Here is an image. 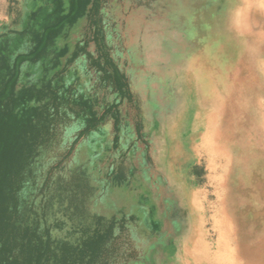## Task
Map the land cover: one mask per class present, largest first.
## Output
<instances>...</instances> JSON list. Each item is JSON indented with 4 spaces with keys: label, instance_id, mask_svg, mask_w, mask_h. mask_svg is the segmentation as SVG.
Returning a JSON list of instances; mask_svg holds the SVG:
<instances>
[{
    "label": "rangeland",
    "instance_id": "1",
    "mask_svg": "<svg viewBox=\"0 0 264 264\" xmlns=\"http://www.w3.org/2000/svg\"><path fill=\"white\" fill-rule=\"evenodd\" d=\"M54 10L52 0H0V46L12 57L26 52L31 32ZM106 19L115 57L136 96L147 146L130 120L115 149L109 122L78 147L70 167L90 162L92 150L102 158L99 171L110 172L121 162L127 175L149 154L153 168L140 189L137 184L116 194L100 190L94 206L108 216L123 209L139 215L138 192L151 196L164 240L169 236L171 241L160 249L161 241L147 239L138 223L129 264H264V0H110ZM84 29L85 19H80L57 47L73 49ZM43 76L42 64L22 67L23 83H37ZM94 78L80 61L66 83L91 95ZM78 129L68 128L64 141ZM171 208L179 212L174 225L167 219ZM223 252L230 260L221 259Z\"/></svg>",
    "mask_w": 264,
    "mask_h": 264
},
{
    "label": "trees",
    "instance_id": "2",
    "mask_svg": "<svg viewBox=\"0 0 264 264\" xmlns=\"http://www.w3.org/2000/svg\"><path fill=\"white\" fill-rule=\"evenodd\" d=\"M109 1L52 0L55 10L31 32L26 52L12 57L0 46V264H129L130 239L140 235L138 223L147 239L161 241L160 249L170 244L151 196L142 190L139 215L123 209L108 216L94 209L100 190L116 194L124 187L141 188L139 182L153 168L148 153L142 166L129 167L127 175L121 162L110 172L99 171L102 158L92 150L90 162L70 167L78 147L109 122L115 149L130 120L137 139L146 144L130 78L109 41ZM80 19H85V29L74 48H58V39ZM80 61L95 76L91 95L66 83ZM25 64H42L43 78L23 83ZM73 125L79 129L65 142ZM98 181L104 184L96 185ZM178 216V209L171 208L167 219L174 225Z\"/></svg>",
    "mask_w": 264,
    "mask_h": 264
},
{
    "label": "bare ground",
    "instance_id": "3",
    "mask_svg": "<svg viewBox=\"0 0 264 264\" xmlns=\"http://www.w3.org/2000/svg\"><path fill=\"white\" fill-rule=\"evenodd\" d=\"M234 21V20H233ZM235 22V21H234ZM233 22V23H234ZM235 26V25H234ZM239 27V26H238ZM235 29V28H234ZM238 30V29H237ZM236 31V30H235ZM240 31V30H239ZM243 34V33H242ZM240 36V35H239ZM241 37V36H240ZM256 42V41H255ZM243 43V42H242ZM253 43V42H252ZM196 54V53H195ZM197 55H198V53H197ZM211 56V55H210ZM209 56V58L211 59V57ZM129 57H130V55H129ZM208 58V59H209ZM209 59V61L208 62H210L211 60ZM162 65V64H161ZM206 66V65H205ZM149 67V66H148ZM182 68V67H181ZM187 72V71H186ZM187 74V73H186ZM193 76V75H192ZM135 78V77H134ZM136 78H137V76H136ZM171 78V77H170ZM258 78V77H257ZM186 79H187V77H186ZM137 80V79H136ZM188 81V80H187ZM135 82V81H134ZM196 83V82H195ZM136 84V83H135ZM184 84V83H183ZM135 86V85H134ZM199 87V86H198ZM238 87V86H237ZM240 87V86H239ZM255 87V86H254ZM134 88V87H133ZM137 89V88H136ZM262 89V88H261ZM239 90V89H238ZM262 90H264V89H262ZM149 91V90H148ZM180 91V90H179ZM178 91V92H179ZM137 93V92H136ZM176 94V93H175ZM180 94V93H179ZM240 94V93H239ZM178 95V94H177ZM238 95V94H237ZM148 97V96H147ZM182 98V97H181ZM200 98V97H199ZM182 101H184V100H182ZM201 101V100H200ZM135 102H137L136 100H135ZM212 103V102H211ZM137 104V103H136ZM202 104V103H201ZM180 105H182V104H179V107H180ZM207 105H208V103H207ZM206 106V105H205ZM240 106V105H239ZM242 106V105H241ZM217 109H220V108H217ZM180 110V109H179ZM178 110V111H179ZM221 111H222V109H221ZM246 113V112H245ZM155 114V113H154ZM242 114V113H241ZM248 114V113H247ZM175 116H176V114H175ZM224 117V116H223ZM225 118H227V117H225ZM225 118H223V119H225ZM249 118V117H248ZM158 119V118H157ZM229 120H230V118H229ZM233 120V119H232ZM237 120V119H236ZM239 120V119H238ZM162 122V121H161ZM246 122V121H245ZM155 123V122H154ZM178 123H179V121H178ZM230 123V122H229ZM156 124V123H155ZM174 124H175V121H174ZM243 124V123H242ZM242 124H241V126H242ZM245 124V123H244ZM178 125V124H177ZM221 125H222V123H221ZM232 125V124H231ZM165 126V125H164ZM245 126V125H244ZM250 126H251V124H250ZM172 127V126H171ZM170 127V128H171ZM257 127V126H256ZM124 128V127H123ZM152 128V127H151ZM154 128H156V126H154ZM169 128V127H168ZM176 128H177V126H176ZM175 128V129H176ZM181 128V127H180ZM248 128V127H247ZM250 128V127H249ZM258 128V127H257ZM150 129V128H149ZM221 129V128H220ZM254 129V128H253ZM245 130V129H244ZM155 131V130H154ZM164 131V130H163ZM168 131V130H167ZM224 131V130H223ZM170 132V131H169ZM173 132V131H172ZM233 132V131H232ZM226 133V132H225ZM160 134H162V132H160ZM172 134V133H171ZM149 135H150V133H149ZM163 135V134H162ZM261 135V134H260ZM230 136V135H229ZM173 137V136H172ZM153 138V137H152ZM162 139V138H161ZM161 139H160V141H161ZM171 139H173V138H171ZM263 139V138H262ZM123 140V139H122ZM153 141V140H152ZM177 141V140H176ZM236 141V140H235ZM238 141V140H237ZM242 141V140H241ZM163 142V141H162ZM256 142V141H255ZM263 142V141H262ZM164 143L165 142H163V145H164ZM240 143V142H239ZM159 144V143H158ZM170 144V143H169ZM241 144V143H240ZM243 144V143H242ZM172 145V144H171ZM174 145V144H173ZM172 145V147H174ZM244 145V144H243ZM239 146H241V145H239ZM145 148H147V147H145ZM154 148V147H153ZM161 148V147H160ZM170 148V147H169ZM181 148V147H180ZM123 149V148H122ZM158 149V148H157ZM144 150V152H145V149H143ZM170 150V149H169ZM248 150H250V149H248ZM147 151V150H146ZM162 151V150H161ZM178 153L179 152H181L180 150L178 151V149L176 150ZM238 151H239V149H238ZM119 152H121V151H119ZM135 152V151H134ZM172 152H173V150H172ZM183 152H185V151H183ZM248 152V151H247ZM160 153V152H159ZM170 153V152H169ZM240 153V152H239ZM246 153V152H245ZM143 154V153H142ZM184 154V153H183ZM185 154H186V152H185ZM184 154V155H185ZM241 154V153H240ZM138 155V154H137ZM164 155V154H163ZM177 156H179L178 154H176ZM182 155V154H181ZM247 155V154H246ZM250 155V154H249ZM259 155H261V154H259ZM145 156V155H144ZM168 156H169V154H168ZM174 156V155H173ZM142 157H143V155H142ZM165 157V156H164ZM252 157H255V156H252ZM252 157H250V158H252ZM141 158V157H140ZM175 158H177L176 156H175ZM188 158V157H187ZM131 159V158H130ZM255 159V158H254ZM166 160V159H165ZM171 160H172V157H171ZM188 160V159H187ZM250 160V159H249ZM173 161H175L174 159H173ZM255 161V160H254ZM166 162V161H165ZM168 163H169V161H168ZM175 164V163H174ZM250 164V163H249ZM184 165V164H183ZM256 165V164H255ZM260 165V164H259ZM258 165V166H259ZM170 166H172V165H170ZM182 166V165H181ZM163 167V166H162ZM258 168V167H257ZM260 168V167H259ZM163 169V168H162ZM166 171V170H165ZM162 172V171H161ZM232 172V171H231ZM166 174V173H165ZM164 174V175H165ZM251 174V173H250ZM230 176V175H229ZM229 179V178H228ZM230 180V179H229ZM232 181V180H231ZM239 181V180H238ZM231 183V182H230ZM233 184V183H232ZM241 184V183H240ZM227 187H228V185H227ZM150 189V188H149ZM148 189V190H149ZM169 189V188H168ZM252 191V190H251ZM245 192V191H244ZM154 193V192H153ZM239 197V196H238ZM251 197V196H250ZM157 198V197H156ZM227 202V201H226ZM244 205V204H243ZM227 212V211H226ZM235 213V212H234ZM228 214V213H227ZM247 215V214H246ZM236 216V215H235ZM242 216H243V214H242ZM237 218V217H236ZM245 219H246V217H245ZM234 222V221H233ZM189 224V223H188ZM186 226V225H185ZM179 236V235H178ZM185 238V237H184ZM184 240V239H183ZM180 243V242H179ZM175 244V243H174ZM238 245H239V243H238ZM243 248V247H242ZM172 249H174V248H172ZM246 248H244V250H245ZM179 250V249H178ZM239 250H240V248H239ZM177 250H175V252H176ZM245 251H247V250H245ZM249 251V250H248ZM256 251V250H255ZM254 253V252H253ZM179 255V254H178ZM255 255V254H254ZM173 256H177L176 254L174 255L173 254ZM220 257H221V259L224 261V262H226V260H230V254H228V253H221L220 254ZM260 257V256H259ZM264 257V256H263ZM259 259V258H258ZM257 259V260H258ZM177 260V259H176ZM180 262V261H179ZM177 263V262H176Z\"/></svg>",
    "mask_w": 264,
    "mask_h": 264
}]
</instances>
